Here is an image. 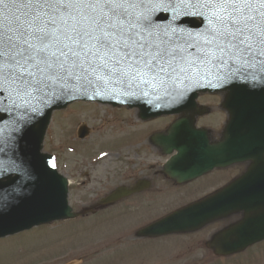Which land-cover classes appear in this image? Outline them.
Returning <instances> with one entry per match:
<instances>
[{"label": "snow or ice", "instance_id": "6c2138e0", "mask_svg": "<svg viewBox=\"0 0 264 264\" xmlns=\"http://www.w3.org/2000/svg\"><path fill=\"white\" fill-rule=\"evenodd\" d=\"M182 16L194 17L197 28H184ZM241 76L264 83V0H0V112L12 117L8 141L40 106L69 95L159 100L182 96L201 79ZM27 173L22 162L0 160V179ZM21 190L17 183L0 191V202Z\"/></svg>", "mask_w": 264, "mask_h": 264}, {"label": "rangeland", "instance_id": "374dc122", "mask_svg": "<svg viewBox=\"0 0 264 264\" xmlns=\"http://www.w3.org/2000/svg\"><path fill=\"white\" fill-rule=\"evenodd\" d=\"M220 100V94L214 97L202 95L205 104H219ZM125 111V108L109 105L75 102L53 114L44 151L56 156L59 171L72 182L70 203L76 212L85 216L57 221L0 239V264H264V243L256 246L250 254L230 258L208 257L204 242L199 249L194 246L199 238L207 241L210 233L223 224L222 221L198 233L199 236L146 238L142 242L137 237H131L124 241L141 221L132 218L149 211L147 207L88 209L98 206L100 198L126 183L129 176H142V172L152 171L147 165L152 157L145 155L146 145L142 143L146 139L145 132L148 130L151 134L156 129H163L167 126L166 122L174 118L138 122L134 113L131 119ZM215 114L213 110L209 115L213 117H203L199 122L217 129L213 133L219 138L222 132L218 131L219 126L225 121L226 114L223 117ZM81 125L89 127L85 138L78 137ZM140 127L143 138H140ZM138 155L145 160L136 158ZM243 169L244 165H235L224 172H211L195 180L190 194L196 199L224 184L225 175L231 176ZM175 187L170 183L164 197L178 189H181L180 199L188 194L183 189L185 186L173 189ZM169 197L175 198L172 194ZM179 201L166 199L148 215L163 212Z\"/></svg>", "mask_w": 264, "mask_h": 264}, {"label": "water", "instance_id": "95a60500", "mask_svg": "<svg viewBox=\"0 0 264 264\" xmlns=\"http://www.w3.org/2000/svg\"><path fill=\"white\" fill-rule=\"evenodd\" d=\"M168 13H159L158 17L165 18ZM184 28H197L194 17L182 16ZM229 91V102L234 113V120L229 126L231 138L227 144L211 145L206 131L195 128L192 117L179 120L171 134L165 136L168 151L174 147L181 151V156L172 160L175 163L170 168L173 175L181 179L197 177L216 166H227L234 162L253 159L251 170L238 182L224 192L211 197L200 207L193 208L173 220L167 231L187 229V223L199 211L206 210L205 221L213 219L226 211V206H236L246 209L251 215L257 210L255 202H262L260 208L264 211V83H249L243 76L239 79L216 80L215 78L201 79L198 84H190L182 96L175 93L171 97L157 100L155 97H130L120 92L105 93L102 97L89 92L87 95H69L51 106H40L39 114L25 125L19 133H14L15 140L8 141L11 131L12 117L0 112V128L5 129L6 151L0 153V160L5 166H10L15 159L18 164L28 170L26 176L8 175L0 179V191L10 192L17 183L22 190L12 194L6 202H0V237L14 234L32 228L35 225L56 219L74 217L68 201V180L61 175L55 165L54 157L42 152L43 141L55 109L66 107L77 99H93L105 102L121 100L123 103L137 105L142 109L146 118L168 113H196V98L199 91ZM2 95V93H0ZM91 97V98H89ZM125 189H118L104 201H113L122 195H127ZM225 205V207H224ZM174 217V216H173ZM172 218V217H171ZM170 218V219H171ZM168 219L167 221H169ZM165 221V222H167ZM157 231L153 227L146 234ZM242 238L239 247H246L264 238V213L258 219L251 216L240 228ZM236 249V248H235Z\"/></svg>", "mask_w": 264, "mask_h": 264}, {"label": "flooded vegetation", "instance_id": "af4514ba", "mask_svg": "<svg viewBox=\"0 0 264 264\" xmlns=\"http://www.w3.org/2000/svg\"><path fill=\"white\" fill-rule=\"evenodd\" d=\"M160 131V130H159ZM144 143L146 146L145 150H147V152L145 153V155L147 157H152L151 159V163L147 164L150 165L152 169V171H147V172H142V176L139 175H131L126 179V184L127 186H137L139 189L136 193H134L133 195L117 202L114 203L112 206V208H116V207H135V208H140V207H150V208H154L156 209L158 206H160L163 202V200L166 198V194L165 191L168 188L169 184L171 183V186H173L174 184L176 185L175 188H177V185H179V183L169 177L166 172H165V163L167 161L168 158H166L164 151L162 148H159L155 145L154 142H152L149 138L144 139V141L142 142ZM149 143V144H148ZM154 150H157L158 152L156 153ZM141 156V155H138ZM142 160H145L142 156H141ZM149 173V174H146ZM178 190L173 191V194L175 196L174 199L172 200H178ZM152 218V215L148 216L147 219ZM159 217L153 219L156 220ZM151 220V221H153ZM229 222H226V225ZM225 224L223 223L219 228L215 229L213 232L210 233L209 238L220 228H222ZM198 235V234H195ZM194 236V235H193ZM192 236V237H193ZM199 236V235H198ZM206 244V241L201 240L200 238L198 239V241L196 243H194V246H196V248H200L199 245L202 246V244Z\"/></svg>", "mask_w": 264, "mask_h": 264}]
</instances>
